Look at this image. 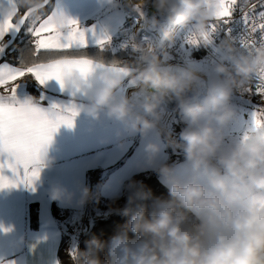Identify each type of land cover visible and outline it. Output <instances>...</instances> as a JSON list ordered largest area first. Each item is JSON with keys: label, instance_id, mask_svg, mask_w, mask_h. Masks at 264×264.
<instances>
[{"label": "clouds", "instance_id": "obj_1", "mask_svg": "<svg viewBox=\"0 0 264 264\" xmlns=\"http://www.w3.org/2000/svg\"><path fill=\"white\" fill-rule=\"evenodd\" d=\"M125 2L136 11L151 4L155 12L148 23L152 27L160 24L162 16L172 28L189 29V36L199 43H204L209 25L218 23L221 6V0ZM112 3L115 7L118 0ZM45 5L46 0H16L17 19L25 13L38 18ZM236 7L247 9L250 0H236ZM53 22L59 30L67 27L63 16H55ZM163 37L171 40L174 32L165 29ZM132 48L143 67L119 66L116 61L106 65L97 57L95 62L103 66L87 78L75 69L66 70L65 89H79L84 96L79 104L76 96L69 100L79 112L93 118L103 113L131 134L143 137L156 130L166 146L182 153L187 171L181 174L174 164L157 163L160 144L148 141L146 166L167 187L168 197H155L143 182L129 180L124 206L112 207L128 218L126 223L109 239L93 236L84 249H74V264H264V114L257 115L259 123L235 144L225 142L224 132L236 114L233 96H250V87L264 76V42L248 48L241 47L235 37L222 39L217 44L219 61L212 66L202 96L205 81L192 67L163 66L150 44L133 43ZM125 77L151 90L139 105L117 94ZM169 96L185 122L178 138L161 123L160 106ZM21 105L29 114L42 109L32 96ZM54 111L47 108L49 115ZM40 159L44 164L51 162L45 150ZM50 195L70 203L73 194L57 188ZM92 197L91 190L82 186L77 203L83 205ZM105 253L107 258L102 259Z\"/></svg>", "mask_w": 264, "mask_h": 264}, {"label": "crops", "instance_id": "obj_2", "mask_svg": "<svg viewBox=\"0 0 264 264\" xmlns=\"http://www.w3.org/2000/svg\"><path fill=\"white\" fill-rule=\"evenodd\" d=\"M42 14L45 18L63 16L75 19L80 28L85 30L87 44L84 48L107 45L113 51L117 49L112 43L124 33L129 18L124 0H118L115 7L112 0H48ZM20 31L32 40L30 33L25 29ZM19 33H11L5 37L7 44H12ZM104 36L108 39L101 46L96 41ZM13 49L14 46H9L0 53V63L16 65L1 59L7 51ZM166 52L171 57L173 54L177 55L172 60L191 54L183 46ZM88 79L90 83L94 82L91 75ZM204 81L205 86L201 89V94L207 85V79ZM29 84L33 86L35 94L30 92ZM137 85L125 77L116 92L131 101L133 99L129 98L128 90ZM17 96L20 101L27 96L35 97L44 110L53 102L71 98L67 89L61 91L54 78L43 85L34 78L26 79L19 85ZM75 101L77 104L84 102V96L77 93ZM131 102L138 105L135 101ZM258 102L256 96H233L232 103L235 105L236 114L225 126L226 143L239 142L243 135L252 129L250 114ZM161 106L162 125L170 131H174L176 127L181 131L183 127L180 123L185 124L181 114L177 113V109L172 111L164 104ZM148 141L160 144L157 163L174 164L181 174L187 171L183 157L170 161L172 156H180L182 153L166 146L162 137L157 136L156 130H150L142 137L138 133H129L122 123L109 119L103 113L93 118L83 111L74 117L72 126L61 124L45 149L51 162L41 169L39 178L31 186L18 183L14 187L0 188V264H60L58 248L62 235L66 234L61 220L70 214H81L88 207V202L83 205L77 203L81 187L86 185L92 192L94 180H97L99 197L111 199L125 194L127 182L132 175L154 172L145 162L144 145ZM4 173L12 175L8 169H5ZM158 179L162 183L159 177ZM57 188L73 194L70 203L63 199L51 198L50 193ZM32 204L36 207V227L32 226L30 221ZM53 208L59 211V217L54 215Z\"/></svg>", "mask_w": 264, "mask_h": 264}, {"label": "snow or ice", "instance_id": "obj_3", "mask_svg": "<svg viewBox=\"0 0 264 264\" xmlns=\"http://www.w3.org/2000/svg\"><path fill=\"white\" fill-rule=\"evenodd\" d=\"M237 12L244 26L238 38L240 46L251 48L264 42V0H250L247 9L237 8L236 0H221L216 14L218 23L209 25V31L202 37L204 43H211L212 34L219 23L228 24ZM17 13L16 0H0V53L9 47L5 40L9 34L25 29L32 37L29 53L18 64L0 63V188L14 187L18 183L31 186L45 166L40 159L41 151L46 149L61 124L72 126L79 112L78 106L67 100L51 103L49 107L55 109L51 115L47 109L29 114L18 99L19 85L30 78L41 85L54 78L63 91V74L66 70L75 69L87 78L103 66L80 51L87 41L85 30L75 19L66 18V29L59 30L53 22L55 16L45 18L41 12L37 18L25 13L17 19ZM107 39L104 36L96 42L103 46ZM187 39L190 44L199 43L191 36ZM261 80H264V76L257 77L249 89L250 96L259 98L250 114L253 124L259 123L258 114H264V83ZM79 91L76 88L68 90L69 96L75 97ZM5 169L10 170L12 175H5Z\"/></svg>", "mask_w": 264, "mask_h": 264}, {"label": "trees", "instance_id": "obj_4", "mask_svg": "<svg viewBox=\"0 0 264 264\" xmlns=\"http://www.w3.org/2000/svg\"><path fill=\"white\" fill-rule=\"evenodd\" d=\"M19 36L14 39L12 44L9 46H14V49L12 51H7L4 56H2V60H7L9 62H12L14 64H18L21 60V57L26 56L32 45L30 38L25 35V33L21 32L18 34ZM9 49V48H8ZM83 53L87 54V56L96 59L97 57L102 58L104 63L110 64L113 61L118 62V64H127L130 67L133 68H141L143 67V64L139 62V58L136 57L135 53H127L126 51L122 49L117 50H111L107 45H104L103 47L99 46H92L87 47L84 49H81ZM135 54V55H134ZM174 56H177L176 54H173ZM190 55H196V53H191ZM173 56V57H174ZM173 57H169L167 59H161L162 65L166 64L167 62L171 61ZM29 90L30 92L35 94V91L33 89V86L29 84ZM181 127H184V123H180ZM175 130H180L178 127L175 128ZM183 157L182 154L180 156H172L170 158V161H173L175 159ZM129 180H137L143 182L144 185L147 186V188L151 189L153 196L155 197H161V198H167L168 197V189L159 181L158 175L155 172H140L132 175ZM128 180V182H129ZM127 182V183H128ZM98 181L94 180V186L92 190L93 197L90 199V201H93L95 206L97 202H100L101 200H104L106 202H113L114 200H117V196L115 198H102L99 197L98 192ZM128 193H126L124 197V201L122 203H118L119 207H123ZM93 206L90 208V216L92 217L91 220H86V229L83 231L79 237H78V244L77 249H84L85 248V242L89 239H91L93 236L100 237L102 239H109L111 236L117 234L123 227V225L127 221V217L119 215L116 212H112L109 215L105 217H95L93 214ZM53 213L56 217H59V211L53 208ZM36 207L35 204L30 205V221L32 226L36 227L37 221H36ZM130 236H132V233H129ZM72 248L70 247L69 243V237L64 234L62 235V240L60 242V246L58 248V259L60 264H74L73 256H72ZM102 259H106V253L102 254Z\"/></svg>", "mask_w": 264, "mask_h": 264}, {"label": "built area", "instance_id": "obj_5", "mask_svg": "<svg viewBox=\"0 0 264 264\" xmlns=\"http://www.w3.org/2000/svg\"><path fill=\"white\" fill-rule=\"evenodd\" d=\"M124 5L128 12L130 8L127 6L125 0ZM149 8V7H148ZM154 14V13H153ZM149 13L146 16L149 17ZM160 24L157 27H153L152 31H146L143 25L145 21L142 22V19L139 17L138 21L133 27V34L135 36H140L141 34L149 33L155 42H160V48L158 49V54L161 52H166L168 50H177L181 46L185 47L187 51L190 53H196V55L184 56L179 59H174L163 66H171L173 70L177 67V65H183L184 67H201L204 70L205 75L208 72H211L212 66L219 61L220 53L217 50V44L224 39L226 36L235 37L237 42L239 36L243 33L244 26L240 20V14L234 13V18L229 21L228 24H224L220 22L217 30L212 34V42L211 43H198V44H190L188 42L189 29L187 28H172V26L167 25L164 19L159 17ZM142 26V27H141ZM167 29L169 31L174 32L173 39H165L163 37V31ZM132 89L128 90V96ZM130 98V96H129ZM134 101V99L132 100ZM180 130L172 131L173 135L178 138V133ZM162 137V136H161ZM163 139V137H162ZM164 140V139H163Z\"/></svg>", "mask_w": 264, "mask_h": 264}, {"label": "rangeland", "instance_id": "obj_6", "mask_svg": "<svg viewBox=\"0 0 264 264\" xmlns=\"http://www.w3.org/2000/svg\"><path fill=\"white\" fill-rule=\"evenodd\" d=\"M148 7L150 6L145 4L140 8L139 11H136L129 7L130 8V11L128 12L129 18H128V22L126 23V28H124V33H122L121 36H118V38L114 40V42L112 43L113 45H115L116 49H122L127 53H135L136 57L139 58L138 53L133 51L132 44L133 43L150 44L158 54L159 52L158 49L160 48V44H159L160 42H155L151 37V34L145 33V34H141L140 36H135L133 34V27L138 21L139 17L142 19V22L144 21L146 22L148 20L146 16L148 15L149 12H151L148 11ZM160 17L164 19L162 16ZM159 56L161 59H167L171 57V55H169L168 52H161ZM211 75L212 72H208L205 75L206 78L204 76V80L207 79L208 81ZM202 95L203 94H201V96ZM162 104L164 103L162 102ZM160 107L162 108V106ZM169 109H172V111H174L176 109V106L174 108H169ZM177 113H179V111ZM126 193H128V190L125 191V194H120L118 199L114 200L113 202H106L104 200H101L100 202H97L95 206H93L94 202L89 200L88 207L85 210V212H82L81 214H77V215L70 214L68 217H65L64 219L61 220V226L63 227L66 235L69 237V243L72 250L77 249L78 237L86 229V220L87 219L91 220L92 218L90 216V211H91L90 208H92L93 206V214L95 215V217H105L110 213L114 212L112 211V207L119 206L118 203H122L124 201V197Z\"/></svg>", "mask_w": 264, "mask_h": 264}, {"label": "bare ground", "instance_id": "obj_7", "mask_svg": "<svg viewBox=\"0 0 264 264\" xmlns=\"http://www.w3.org/2000/svg\"><path fill=\"white\" fill-rule=\"evenodd\" d=\"M146 5L152 7L151 4H146ZM152 15L153 14L151 13V15H149L148 19ZM143 27L148 32L149 31H152V29H153V27L148 23V20L145 22V24L143 25ZM193 69L204 79L205 73H204V70L201 67H195ZM149 91H151V90L150 89L149 90L141 89L140 86L137 85V86L132 87V91L129 93V96H130L131 99H134V101H135L136 104L139 105L143 101L144 96ZM163 103L165 104V106H167L169 108H174L176 106V102H175L174 98H172L171 96L166 97L165 100L163 101Z\"/></svg>", "mask_w": 264, "mask_h": 264}, {"label": "water", "instance_id": "obj_8", "mask_svg": "<svg viewBox=\"0 0 264 264\" xmlns=\"http://www.w3.org/2000/svg\"><path fill=\"white\" fill-rule=\"evenodd\" d=\"M148 11H151V12H149V14H151V13H154V12H155V10L153 9V7H149V8H148Z\"/></svg>", "mask_w": 264, "mask_h": 264}]
</instances>
